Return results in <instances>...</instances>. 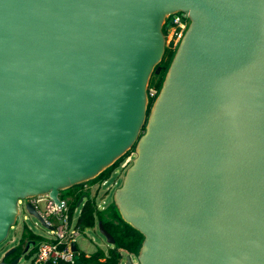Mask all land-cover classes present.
I'll list each match as a JSON object with an SVG mask.
<instances>
[{"label": "water", "instance_id": "water-1", "mask_svg": "<svg viewBox=\"0 0 264 264\" xmlns=\"http://www.w3.org/2000/svg\"><path fill=\"white\" fill-rule=\"evenodd\" d=\"M130 149L112 198L136 264H264V0H0V242L19 199L52 229L30 199L62 205Z\"/></svg>", "mask_w": 264, "mask_h": 264}, {"label": "built area", "instance_id": "built-area-1", "mask_svg": "<svg viewBox=\"0 0 264 264\" xmlns=\"http://www.w3.org/2000/svg\"><path fill=\"white\" fill-rule=\"evenodd\" d=\"M187 20L186 17L181 12H176L170 14L167 18L165 25L168 26L169 31L172 35L177 38L182 34L184 28L186 27ZM153 89L156 93L157 88H149L148 91ZM151 94V93H150ZM135 152L130 149L120 160L119 164L115 167V171H123L131 162ZM110 176L104 179H93L90 181L83 182L75 190L74 197H81L78 204L81 205L78 210L76 219L71 221L72 215L69 211V205L66 200L62 199V205H58L52 198L47 194L37 195L32 197L30 201L33 203L34 207L43 215L46 222L52 225L53 228L49 229L48 235L41 236L38 242H36V249L30 256L28 264H51L56 262L76 264L78 250H74L71 246V242H75V237L80 234L82 227L78 223V217L80 215L82 205L89 203L93 207L100 209L103 207V203L106 201V195L110 191L111 187L116 183V180L109 182ZM26 202V199H24ZM25 204V203H24ZM76 208V207H75ZM123 257L125 253H122ZM100 258L99 261L92 262L89 264H102ZM133 264H136L135 260Z\"/></svg>", "mask_w": 264, "mask_h": 264}, {"label": "trees", "instance_id": "trees-1", "mask_svg": "<svg viewBox=\"0 0 264 264\" xmlns=\"http://www.w3.org/2000/svg\"><path fill=\"white\" fill-rule=\"evenodd\" d=\"M164 28L165 31L168 32L169 30L168 26L164 25ZM171 53H172V49L166 48L163 58L153 70V73L149 81V86H155L156 88L159 86L161 77L164 73L165 67L167 65ZM152 99L153 96H150V103L152 102ZM121 159L122 157L118 159L113 165L109 166L103 172H101L96 177L95 180L109 177L112 170L119 164ZM78 198L79 195L74 197V200L72 201L73 203L69 205L70 214H72L73 207L74 205H76ZM100 210L101 209H97L93 207L88 202L85 203L84 205H82V209L78 217V223L83 228L86 226H94L98 222V220H101L103 226L113 235L115 239L114 244L110 246L106 251H103L100 248L89 254L83 251H78L76 264H89L92 262L99 261L100 258H103V260L101 261L102 264H121L123 259V255H122L123 252L125 253L136 252V249L141 239V233L136 229H134L133 227H131L126 222H124L119 217L116 210H114L113 216L114 218H117L119 220L118 223L114 222L112 219H104L101 216ZM40 238H41L40 235L33 232L28 227V225L24 223L22 226V232L19 237V241L16 244L17 250L25 249L27 243H31L32 241H34V243H31L33 247L29 248L26 252V255L30 257L36 249V244H35L36 240ZM13 255H15V253ZM51 264H68V263L56 262Z\"/></svg>", "mask_w": 264, "mask_h": 264}, {"label": "rangeland", "instance_id": "rangeland-1", "mask_svg": "<svg viewBox=\"0 0 264 264\" xmlns=\"http://www.w3.org/2000/svg\"><path fill=\"white\" fill-rule=\"evenodd\" d=\"M164 31H165V28H164ZM165 34H166L165 50H166V48L167 49H172V52H173V50H174V48H175V46H176L181 34L179 36H177V38H175L172 35V32L169 31V30H168V32L165 31ZM164 53H165V51H164ZM170 57H171V55H170ZM170 57H169V59H170ZM168 62H169V60H168ZM149 88H154L155 89L156 87L155 86H149ZM150 93H149L150 96H154L153 95V93H154L153 89L150 90ZM116 168H114L112 170V172L110 174V179H109V182H112L113 180H116V183L111 187L110 191L107 193L106 201H105V203H103V205H102L103 207H100V209H101L100 213H101V216L104 219H112L114 222L118 223L119 220L117 218H114V216H113V212L115 210V206H114V203H113L112 195H113L114 189L122 181V176H123V171L124 170L123 171L114 172ZM77 188H78V186L75 185V186L70 187V188L62 189V190L59 191L58 194H59L60 197H62L63 199L66 200L68 205H71L73 203L72 201L74 200V193H75V190ZM24 203H25L24 199H19V205L21 206L22 211H21V213H20V215L18 217L17 222L15 224L11 225L6 238L2 242H0V253L3 252L4 250L8 249L9 247H12V246H14V245H16L18 243L19 237H20L21 231H22V226H23L24 223L26 225H28V227L33 232L37 233L38 235H40V236L48 235L49 230L47 228H43L41 223L38 221V219L34 215L29 214L25 210H23L24 209ZM80 207H81V205H79V206L78 205H74L73 212L71 214L72 215L71 221L74 222V220L76 219V216L78 214V210L80 209ZM141 238H142V235H141ZM38 241H39V239L36 240V242H38ZM75 243L77 245V250L78 251H83V252H85L87 254L97 250L98 248L102 249L103 251H106L110 246L113 245V244L109 243L106 240L105 236L99 230L97 223L94 226L83 227L81 232H80V234L75 237ZM30 246H31L30 248L33 247L32 244ZM17 252L21 253V258L17 262V264H28L30 257L27 256L25 253H22V251H20V250H16V252H14V253H17ZM14 253H12L10 255V257H12ZM131 254L133 255V259L136 260V258L134 256L136 254V252L131 253ZM124 257H125V255H124ZM123 261L124 260L122 259L121 264H123Z\"/></svg>", "mask_w": 264, "mask_h": 264}, {"label": "crops", "instance_id": "crops-1", "mask_svg": "<svg viewBox=\"0 0 264 264\" xmlns=\"http://www.w3.org/2000/svg\"><path fill=\"white\" fill-rule=\"evenodd\" d=\"M21 232H22V231H21ZM26 245H27V244H26ZM30 247H31V246L29 245V246H28V249H29ZM91 253H92V252H91Z\"/></svg>", "mask_w": 264, "mask_h": 264}, {"label": "flooded vegetation", "instance_id": "flooded-vegetation-1", "mask_svg": "<svg viewBox=\"0 0 264 264\" xmlns=\"http://www.w3.org/2000/svg\"><path fill=\"white\" fill-rule=\"evenodd\" d=\"M24 250V249H23ZM27 250H28V248H27ZM21 251H22V249H21Z\"/></svg>", "mask_w": 264, "mask_h": 264}]
</instances>
